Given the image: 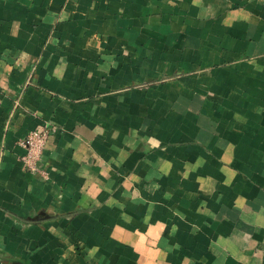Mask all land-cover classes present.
Instances as JSON below:
<instances>
[{"label":"crops","instance_id":"1","mask_svg":"<svg viewBox=\"0 0 264 264\" xmlns=\"http://www.w3.org/2000/svg\"><path fill=\"white\" fill-rule=\"evenodd\" d=\"M0 264H264V0H0Z\"/></svg>","mask_w":264,"mask_h":264},{"label":"built area","instance_id":"2","mask_svg":"<svg viewBox=\"0 0 264 264\" xmlns=\"http://www.w3.org/2000/svg\"><path fill=\"white\" fill-rule=\"evenodd\" d=\"M50 130L49 126L35 128L20 140V144L25 148V152L22 155L25 168L30 172L39 173L43 176H46V172L40 162L43 150L51 134Z\"/></svg>","mask_w":264,"mask_h":264}]
</instances>
